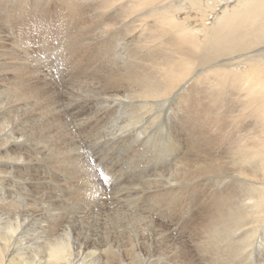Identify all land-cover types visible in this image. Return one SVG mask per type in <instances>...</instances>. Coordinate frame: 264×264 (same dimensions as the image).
<instances>
[{
	"label": "bare ground",
	"instance_id": "bare-ground-1",
	"mask_svg": "<svg viewBox=\"0 0 264 264\" xmlns=\"http://www.w3.org/2000/svg\"><path fill=\"white\" fill-rule=\"evenodd\" d=\"M39 1L0 0V18L8 23L22 21L20 14L60 20L57 24L46 26L47 31L44 26H40L46 31V36L40 42L44 51L36 44V47H32L30 38L26 42L22 40L25 43L21 42L24 35L16 41L10 37L3 38L11 47H20L23 43L28 61L36 65V69L14 64L0 70V195L5 192L4 197L8 196L7 177L13 176L11 179L24 184L21 192L26 201L30 200L22 209L16 204L18 200H5L0 196L3 201L0 200V264H141L140 261L135 263V260L138 262L137 259L141 257L142 260L143 257L142 253L140 255L137 252L141 244L139 240L144 238L147 241L146 233L152 231L155 225L165 230L170 223L161 216L166 215H174L178 223L182 224L181 237L186 242L188 239V244H194L193 248L199 251L204 261L210 264H264V0H238L237 3H231L234 0H189L192 4L189 7L185 5L188 0ZM54 7L58 12L57 17L50 15L54 14ZM142 8L147 9L140 12ZM62 32L70 33L72 38L69 40L60 36ZM158 37L164 38L162 44L154 43ZM31 38L35 36L31 35ZM92 38L108 41L97 62H102L106 53H111L112 57L120 56L125 44L128 54L136 60L135 65L117 76L77 80V84L65 89L67 85L64 79L66 75H72L74 67L67 64L64 67L56 61L72 51L70 55L78 65L76 70L82 71L83 56L90 52ZM13 49L17 50L16 47ZM50 52L55 63L53 67H46L52 59L48 56ZM43 66L46 68L43 69ZM53 74L59 80H55ZM47 86H51V91ZM78 98H99L108 103V108L116 103H124L128 107H122L123 113L133 108V112L125 116L132 122L125 127L135 126L144 119L153 120L155 115L166 110L172 111L174 105L176 114L170 118L178 129L177 120L187 125L190 117L199 111L206 114V118L202 116L204 119L200 122L201 132L223 138L219 141L209 140L202 147L185 142L186 151L175 163L174 169L162 171L157 178L156 175L140 177L138 173L133 174L139 163L146 162L143 158L145 150L139 144L130 139H124L122 143L113 142L108 152L119 151L117 159L122 157L125 161L118 159L122 163H116L111 168H105L100 163L98 169L104 176L101 177L105 178L104 181L101 179L102 185L91 164L94 158L100 156L99 151L104 152L106 149H96L94 156H86L85 153L73 155L74 149L80 151L78 142L74 136L67 137L71 131L67 130L62 117H57L58 102H73L78 101ZM56 121L61 124L60 127ZM169 123V120L158 123L166 134L170 130L166 128ZM119 132V135H124L121 134L124 132L122 128ZM123 138L119 136L117 139ZM224 141H227L228 146H223ZM22 144H32L35 147L32 148L39 151L37 154L42 155L43 159L38 163L62 167L64 172L70 173L69 179L78 177L75 179H79L80 194L85 191L86 196L95 198L93 202L97 203L98 210L103 211L102 206L106 205L117 221L125 219L139 226L136 232L142 231L139 240H132V244L129 239L126 245L110 240V245L101 246L104 249L96 245L90 247L85 242L83 244L79 239L83 206L75 208L82 212L69 213L67 207L72 210L70 205L74 202L68 205L71 199L63 201L58 197L54 178L48 177V182L53 183L50 187L53 193L41 192L46 185L41 179L43 186L37 184L39 181L32 182L39 177L28 179V184L31 168L25 167L21 172L19 166L26 161L35 163L34 159L20 154L18 149L27 148ZM157 149L148 152L150 159L160 154L162 149ZM123 150L129 152L128 159V152ZM191 161L198 165L196 171H191ZM124 165L127 172L125 179L120 181ZM111 183L116 185L115 189H103ZM114 195L115 202L110 203L109 198ZM105 196H109L108 200ZM80 198L78 196L75 199ZM73 207L76 206L73 204ZM170 222L173 224L175 218L172 217ZM171 229L170 232L166 231L167 236L160 233L162 240H158V244L161 247L153 251L162 259L160 263L202 264L195 255L196 249L185 250V244L176 240V232L177 235L180 233L174 227ZM78 244L81 246L77 252ZM109 254L118 259L112 262ZM120 254L125 257L120 258ZM156 262L155 259L147 261L149 264Z\"/></svg>",
	"mask_w": 264,
	"mask_h": 264
},
{
	"label": "rangeland",
	"instance_id": "rangeland-1",
	"mask_svg": "<svg viewBox=\"0 0 264 264\" xmlns=\"http://www.w3.org/2000/svg\"><path fill=\"white\" fill-rule=\"evenodd\" d=\"M34 2V0H33ZM76 2L75 0H72V3ZM214 2V1H213ZM237 3L238 0H234V1H231V3ZM38 3H47V0H40ZM61 5V4H60ZM60 5H58V7H60ZM186 6H191V1H187L185 3ZM37 7V6H36ZM147 8H142L140 12L142 11H145ZM54 10V14H50L51 17H57V10L56 8L54 7L53 8ZM65 12V11H64ZM21 19H23L22 21H18V22H13L12 24L11 23H8L5 19L3 18H0L1 21H0V70H3V69H8L9 67H12L14 64H20L24 67H27L31 70H35L36 69V65L34 64H31L29 63L28 61V58H27V55H26V49L25 47L23 46V43L26 42L27 39H29L30 41V44L32 45V47H39L41 48L43 51L44 49L42 48V44L40 43L44 36H46L45 32L47 31V28L46 26H48L49 24H57L60 20H56L54 18H47V20H45V17L43 18V16H40V18H37L36 17H33L29 14H20L19 15ZM24 16V18L22 17ZM79 17H81V20L83 21V17L81 14L78 15ZM42 18V19H41ZM25 19V20H24ZM39 19V20H38ZM4 20V21H3ZM45 20V21H44ZM32 21V22H31ZM81 21V22H82ZM43 22H46V24L44 25ZM55 22V23H54ZM17 25H16V24ZM20 23V24H19ZM25 23V25H24ZM29 24V25H26ZM35 28H31L32 26H34L35 24ZM5 24V25H4ZM40 24V25H39ZM43 24V25H42ZM8 25V27L6 26ZM11 25V26H10ZM14 25V26H13ZM24 26V27H22ZM27 26V28H26ZM31 26V27H30ZM40 26H44V29H46V31H44L43 28H41ZM10 27V28H9ZM20 27V28H19ZM29 27V28H28ZM40 27V28H39ZM25 28V29H24ZM31 28V29H30ZM15 29V31H14ZM20 29V30H19ZM29 31H28V30ZM33 29V30H32ZM36 29V31H34ZM39 29V31H38ZM42 29V30H41ZM19 30V31H17ZM23 30V31H22ZM12 32V34H10ZM19 32V34H18ZM20 32L22 34H20ZM36 32V33H35ZM38 32H41L40 34ZM7 33H8V36H7ZM25 33V34H24ZM32 33V34H31ZM44 33V34H43ZM65 33V34H64ZM67 33V34H66ZM37 34L39 37H37ZM24 35V36H22ZM26 35V36H25ZM29 35V37H28ZM31 35H34L35 38L32 39L31 38ZM41 35H43L41 37ZM69 35V36H68ZM5 36V37H4ZM7 36V37H6ZM19 36H22L21 37V43L20 44V47L18 46H14L17 48V50H14L13 48L14 47H11L10 44H8L7 42L3 41L4 39L3 38H8L10 37L13 41H16V39L19 37ZM60 36H65L67 39L70 40V38H72L70 36V33L68 32H62V34L60 33ZM59 36V37H60ZM174 37V36H172ZM40 40H38V39ZM42 39V40H41ZM23 40V41H22ZM34 40H36L34 42ZM39 42H38V41ZM60 40V39H58ZM98 40V41H97ZM164 40V38L162 37H158L156 39V41L154 42L155 44L159 45V44H162V41ZM32 41V42H31ZM92 41V45L90 47V52L88 54H85L86 56H83L84 60H83V70L82 71H79V70H76L78 69V65L77 63L72 59L70 53L72 51L69 52V54H64L62 55L59 60L56 61V63H60L61 65H63L65 67V65H72L73 70H72V75H66V78L64 79L67 87L65 89H70L71 87H73L75 84H77L75 81L77 80H83V81H87V80H99V78H106V77H113V76H117V75H120V74H123L124 71L127 70V68L129 66H131L130 68H132L135 63H136V60L133 59L132 55L128 54V52L126 51V47H125V44H124V50H121L120 54L122 55H117V56H114L112 57L111 53H106L105 55H103V59H102V62H97L98 61V58L99 56L104 52V48H106L107 46V43L108 41L106 42H102V39L99 38V39H94L92 38L91 39ZM96 42V43H95ZM36 44V45H35ZM31 47V48H32ZM71 47V46H70ZM96 48V49H95ZM100 52V53H99ZM123 53V54H122ZM39 54H43V53H39ZM50 55H48L50 58H52L50 60L49 58V63L51 64H48L46 67H53L54 66V63H55V58L53 56V53H49ZM90 54V55H89ZM94 54V55H93ZM45 55V54H43ZM108 55V56H107ZM124 55V56H123ZM127 55V56H126ZM126 56V57H125ZM131 56V57H130ZM87 57V58H85ZM90 59H89V58ZM98 57V58H97ZM10 58H12V60H9ZM69 58V60H68ZM63 59V60H62ZM65 59V60H64ZM72 59V60H71ZM88 59V60H87ZM95 59V60H94ZM54 60V61H52ZM106 60V61H105ZM125 60V61H124ZM97 62V63H96ZM69 63V64H68ZM74 63V64H73ZM92 63L95 66L92 65ZM105 63V64H104ZM8 64V65H6ZM100 65V66H99ZM105 65V66H104ZM77 68H76V67ZM91 66V67H89ZM43 66V69L46 68ZM94 67V68H92ZM101 69H100V68ZM105 67V69H104ZM107 67V68H106ZM98 68V69H97ZM103 68V70H102ZM129 68V69H130ZM92 71H91V70ZM96 69V70H95ZM107 69V71H105ZM128 69V70H129ZM74 70H76V74H73L75 73ZM100 70V71H99ZM103 71V72H102ZM98 72V73H97ZM110 72V73H109ZM116 72V73H115ZM82 73V74H81ZM57 74V73H56ZM56 74H53V78L56 80L58 79V76ZM108 74V75H107ZM88 75V76H87ZM97 75V76H96ZM75 76H77L78 78H76ZM85 76V77H84ZM91 76V78H90ZM94 77V78H93ZM71 78V79H70ZM85 78V79H84ZM76 79V80H75ZM59 80V79H58ZM67 80V82H66ZM71 80V81H70ZM69 81V82H68ZM73 81V82H72ZM70 84V85H69ZM72 84V85H71ZM47 88L51 91V86H47ZM64 89V90H65ZM64 90L62 91L61 93V96H63L64 94ZM80 92L78 91V94ZM5 95V94H4ZM2 95V96H4ZM6 97V96H4ZM64 98H65V95H64ZM79 100L78 101H74L73 102H67L64 100V103H59L57 104L56 107L57 108V114L58 116L57 117H62L63 121L66 126H67V130L70 132V134H68L67 137H70L72 138L73 136L75 137V141L78 142V145L80 147V151H77V149H74L73 150V155L74 154H84L86 156H89L90 154L94 156V152H97L96 149L100 150V149H103L105 150L104 152H101L99 151L98 154H100V156L98 157V159L94 158V163L91 164V166L94 168V171L97 173L98 175V178L99 180L101 181L102 185H103V181L105 178H102L101 176H103L102 172L98 169V166L100 165V163L102 162L104 165H105V168L107 166V168H111L112 166H115L117 165L116 163H122L121 161H119L118 159H123L125 161L124 158L122 157H119L117 159V153L119 151H110L108 152V149L111 147L110 145L113 144V142H119V143H122L124 142L126 139H130L132 141H135L137 144H139L143 150V158L146 159V162L143 163H139L134 171H133V174L134 173H138V175L140 177L142 176H145V175H150V176H155L156 175V178L157 177H160V174L162 173V171L164 170H173L174 169V166H175V163H177L178 159L184 155L185 153V142H189V145L190 143H194L195 146H204L205 144L208 143L209 140H213V141H219L223 138V136H219V137H216V136H210V135H204L201 130H200V122L206 118V114L204 115V113L202 112H199L197 111V113L195 112L191 117H190V120L188 122V124H184L182 122H180L179 120H177L179 122V127L178 129H176V126L174 125L173 123V120H172V117L170 118V116H174L176 114V112L174 111V105H173V110L172 111H165V112H162V114H158L155 115L153 117V120L151 119H148V120H142L139 124L137 125H133V126H128V127H125L127 126L129 123H131L132 121L125 117L129 114H131L133 112V108H132V111L130 112H126V113H123L122 112V107L123 106H126L128 107V105L124 104V103H116V104H113L112 106H110L108 108V103L103 101L102 99H99V98H85V99H80L78 98ZM92 99V100H91ZM86 102V103H84ZM90 102V103H88ZM101 102V103H100ZM89 106H88V105ZM101 104V105H100ZM95 105V106H94ZM119 105V106H118ZM85 106V107H83ZM60 108V109H59ZM87 109V110H86ZM110 109V110H109ZM112 109V110H111ZM85 110V111H84ZM91 110V111H90ZM98 111V112H97ZM114 112V113H113ZM116 112V113H115ZM167 112V113H166ZM202 113V114H200ZM92 114V115H91ZM99 114V115H98ZM164 114V115H163ZM196 114H198L196 116ZM85 115V116H84ZM163 115V116H162ZM167 115V116H166ZM105 116V117H104ZM162 116V117H161ZM204 116V118L202 117ZM89 117V118H88ZM95 117V118H94ZM155 117L157 119H155ZM161 117V118H160ZM198 117V118H197ZM83 118V120H82ZM88 118V119H87ZM97 119V120H96ZM116 120V122H115ZM158 120V122H157ZM163 120H169L170 121V125L168 124L166 126L167 129H170L169 130V133H164V128H162L160 125H158V123L160 121H163ZM76 121V122H75ZM96 121V122H95ZM106 121V122H105ZM191 121V122H190ZM195 121V122H194ZM57 122V121H56ZM84 122V123H83ZM98 122V123H97ZM156 122V124H155ZM89 123V124H88ZM96 125H95V124ZM106 123V125L104 124ZM116 123V124H115ZM122 123V124H121ZM150 123V124H149ZM155 124L154 127H150L151 124ZM197 123V125H196ZM83 124V126L81 125ZM92 124V125H91ZM113 124V125H112ZM124 124V126H123ZM57 125L58 127L61 126L60 123L57 122ZM76 125V126H74ZM89 125V126H88ZM101 125V126H100ZM104 125V126H103ZM120 127H119V126ZM143 125V127L141 126ZM147 125V126H145ZM79 126H81V128H79ZM114 126V127H113ZM192 126V127H191ZM71 127V128H70ZM78 127V128H77ZM85 127V128H84ZM87 127V128H86ZM92 128L91 130L88 129V128ZM100 127V128H99ZM136 127V128H135ZM141 127V128H140ZM146 127V128H145ZM148 127V128H147ZM193 128V129H190ZM197 127V128H196ZM74 128L76 130H74ZM95 128V129H94ZM120 129L122 128V130L124 132H122L121 134H124V135H119V131H117V129ZM145 128V129H144ZM195 128V129H194ZM73 129V130H72ZM102 129V130H101ZM116 129V130H115ZM139 131H138V130ZM141 129V130H140ZM147 129V130H146ZM149 129V130H148ZM190 129V130H189ZM62 130V129H61ZM80 130V131H79ZM85 130V131H84ZM97 130V131H96ZM100 130V131H99ZM127 130V131H126ZM146 132H145V131ZM156 130V131H155ZM195 132H194V131ZM63 131V130H62ZM75 131V132H74ZM104 131V132H103ZM109 131V132H108ZM129 131V132H128ZM144 131V132H143ZM149 131V132H148ZM193 131V132H192ZM232 131V130H231ZM79 132V134H78ZM101 135H100V133ZM135 133L136 135L132 134ZM158 132V133H157ZM82 133V134H81ZM84 133V134H83ZM89 133V134H88ZM106 133V134H105ZM127 133V135L125 134ZM150 133V134H149ZM162 133V134H161ZM188 133V134H187ZM202 133V134H200ZM232 134H235L234 131L231 132ZM78 134V135H77ZM93 134V135H91ZM109 134V135H108ZM146 134V135H145ZM164 134V135H163ZM192 134V135H191ZM80 135V136H79ZM131 135V136H130ZM142 135V136H141ZM169 135V136H168ZM171 135V136H170ZM182 135V136H181ZM191 135V136H190ZM236 135V134H235ZM79 136V138L77 137ZM89 138H88V137ZM96 136V137H94ZM119 136H123L124 138L123 139H117ZM154 136V138H153ZM82 137V138H81ZM99 137V138H98ZM113 137V138H112ZM142 137V138H141ZM199 137V138H198ZM207 137V139H206ZM81 138V139H80ZM85 140H84V139ZM141 138V139H140ZM170 138V139H169ZM188 138V139H187ZM204 138V139H203ZM209 138V139H208ZM218 138V139H217ZM116 139V140H115ZM125 139V140H124ZM147 139V140H145ZM192 139V140H191ZM199 139V140H198ZM84 140V141H83ZM87 140V142H85ZM108 142H107V141ZM119 140V141H118ZM141 140V141H140ZM152 142H150V141ZM155 140V141H153ZM160 140V141H159ZM175 140V142H174ZM204 140V142H202ZM83 141V142H82ZM121 141V142H120ZM145 141V142H144ZM149 141V142H148ZM158 141V142H157ZM180 141V142H179ZM183 141V142H182ZM85 142V143H84ZM140 142V143H139ZM148 142V143H147ZM206 142V143H205ZM236 142V141H234ZM105 143V144H104ZM142 143V144H141ZM147 143V144H146ZM150 143V144H149ZM152 143V144H151ZM164 143V144H163ZM169 143V144H168ZM227 144V141L223 143V146H228ZM98 144H99V147H98ZM162 144V145H161ZM22 145H25V144H22ZM86 145V146H85ZM145 145V147H144ZM148 147H147V146ZM27 146L26 150H20L18 149V151L20 152V154H22L23 156H28L32 159H34V163L35 164H39V165H35L31 162H28L26 161L27 163H24L23 165H20L19 167L22 168V169H19L21 172L23 171V168H31L30 170V173H29V176L27 178V180H31L34 176H36V178L39 177L38 180H34L32 182H35V181H39L37 182V184L42 185V181L45 182L46 185H44V190H41V192H52L50 187H52L53 183H49L48 182V177L49 178H54L56 181V183L58 184H55L54 185V188H55V192L56 194L58 195V197L62 198L63 201H67L68 199L66 198H69L71 199V201L69 202L68 205H70V203H73L74 206L76 207H73V204H71V209L69 207H67L69 209V213H72L73 211L75 212H82L78 209H75L77 207H81L83 206V222L81 225V232H80V237L79 239L83 241V244L85 242V244H87L88 246H95V247H99L101 248L102 245H110L111 241L114 240L116 242H120V243H126L128 242L129 239H131V242L133 244V242L137 239L139 240L138 238L140 237V235L142 234V231L139 232L138 234H136L137 231H139V226H135L133 222H128L127 220L125 219H118L119 221L116 220V218L114 217V214L110 213L111 211H109V209H106V205L102 206V209H99L98 210V207L96 206L97 203L96 202H93L94 199L86 196V192L83 191L84 193L80 194V182L78 181L79 179H75V178H78L76 176H73L71 179H69L70 177V173H67V172H64L62 167H58L56 165L53 164V166H46L44 164H40L38 162H41V160L43 159V156L40 155V154H37L39 151L36 152L35 149H33L32 147H34L32 144H28V145H25ZM85 146V147H84ZM151 147V148H150ZM164 147V148H163ZM168 147V149H167ZM35 148V147H34ZM85 148V149H84ZM89 148V149H88ZM93 148V150H91ZM128 149L130 147H127ZM159 148V149H157ZM173 148V149H172ZM31 149V150H30ZM161 150L160 154L152 157L150 159V155H147L148 152L150 150ZM171 149V150H170ZM147 150V152H146ZM125 151L126 153L128 152L127 150H123ZM183 151V152H182ZM108 152V153H107ZM176 152V153H175ZM36 153V154H35ZM112 153V154H111ZM110 154V155H109ZM112 155V156H111ZM14 155H11V157H13ZM110 156V157H109ZM115 156V157H114ZM164 158H163V157ZM96 157V156H95ZM109 157V158H108ZM149 157V158H148ZM42 158V159H41ZM103 158V160H102ZM129 158V152L127 153V159ZM100 159V160H99ZM104 159H107V160H104ZM115 159V160H114ZM162 159V160H161ZM164 159V160H163ZM168 159V160H167ZM170 159V160H169ZM177 159V160H176ZM5 160V159H4ZM160 160V161H159ZM150 161V162H149ZM157 161V162H156ZM24 162V160L22 161V163ZM160 162V163H159ZM163 162V163H162ZM192 162V165H191V171H196L197 170V167L198 165L191 161ZM165 163V164H164ZM168 163V164H167ZM6 164V163H4ZM34 166H33V165ZM113 164V165H112ZM156 164V165H155ZM173 164V165H172ZM159 165L157 168L154 167V166H157ZM41 166V167H40ZM57 168H56V167ZM170 166V167H169ZM47 167V168H46ZM52 167V168H51ZM124 167V172L122 171L120 173V181H122V179H125V173L127 172V170L125 169L126 168V165L123 166ZM32 168H35V169H32ZM144 168V169H143ZM96 169V170H95ZM152 169V170H151ZM163 169V170H162ZM38 172H37V171ZM60 170V171H59ZM98 170V171H97ZM143 170V171H142ZM51 171V172H50ZM58 171V172H57ZM141 171V172H140ZM158 171L160 173H158ZM61 172V173H60ZM154 174H153V173ZM157 172V173H156ZM38 173V174H37ZM149 173V174H148ZM156 173V174H155ZM55 174V175H54ZM59 174V175H58ZM64 176H63V175ZM100 174V175H99ZM152 174V175H151ZM49 175V176H48ZM136 175V174H134ZM47 177V179H46ZM60 177V178H59ZM104 177V176H103ZM13 178V176L11 177ZM9 177H7V179H9L8 181V184H9V190L7 191L8 192V196H5L4 197V193L3 192L0 196L2 197V199H10L12 201H19L18 203L16 204H19V208H24L25 206V203H27L28 201H26V198H24L23 196V193L21 192V189L23 188L24 184L21 183L19 184L20 182L16 181L15 179H11ZM57 178V179H56ZM64 178V179H63ZM42 181H41V180ZM44 179V180H43ZM63 179V180H62ZM68 179V180H67ZM103 181H102V180ZM206 179V178H205ZM14 180V181H13ZM28 180V184H30V181ZM41 181V182H40ZM67 181V182H66ZM31 182V185H33V183ZM13 183V184H12ZM19 184V185H18ZM112 184V185H111ZM110 186H105L103 189L105 188H113L115 189L116 188V185L114 183H111ZM61 185V186H59ZM102 185H99V187H103ZM113 186V187H112ZM49 187V188H48ZM58 187V188H57ZM83 188H84V184H83ZM198 188V187H197ZM18 189V190H17ZM50 189V190H49ZM47 190V191H46ZM106 190V189H105ZM11 191V192H10ZM78 191V192H77ZM13 192V193H12ZM60 194H59V193ZM75 194V195H74ZM11 195V196H10ZM60 195V196H59ZM71 195V197H70ZM75 196V197H72V196ZM80 196L82 200L80 199H75L76 197ZM85 195V197H84ZM116 195V194H115ZM114 195L113 199L112 197H110L109 201H111L110 203H114L115 202V199L116 196ZM47 196H51L50 194H47ZM0 197V198H1ZM4 197V198H3ZM106 197V196H105ZM109 197V196H107ZM106 197V198H107ZM2 199H0L2 201ZM73 199V200H72ZM98 199V198H97ZM87 202H86V201ZM108 200V198H107ZM58 200H56L55 202H57ZM73 201V202H72ZM81 201V202H80ZM89 201H90V204H89ZM114 201V202H113ZM3 202V201H2ZM53 202V201H52ZM78 202V203H77ZM76 203V204H75ZM80 203V204H79ZM109 203V204H110ZM85 204V205H84ZM79 205V206H78ZM88 205V206H87ZM23 206V207H21ZM86 208H85V207ZM26 207H28V205L26 204ZM91 207V209H90ZM88 208H89V211H88ZM142 208V207H141ZM104 209L105 212H104ZM95 212H94V211ZM97 211V212H96ZM102 211V212H101ZM87 212V213H85ZM99 212V213H98ZM100 212H101V216H100ZM92 213V214H91ZM94 213V214H93ZM64 214L66 215V211L64 212ZM106 214V215H105ZM110 214V215H109ZM68 216V215H67ZM105 216V217H104ZM111 216V217H110ZM90 217H91V220H90ZM93 217H95L93 219ZM162 218H166V220L170 223L168 225V227L164 230L163 228L159 227L158 225H155V228L152 229V231L150 232L149 230V233L147 232L146 233V240H139L141 244L138 245L137 247V252H140V255L142 253V260H141V257L138 260V262H136L135 260V263H139V261L141 262V264H149L147 263V261L151 260V259H155L157 260L156 263H153V264H161L160 262L162 261V259H159V257L153 252L154 249L156 248H160L161 246H159L158 244V240H162V237L160 236L161 234H164L165 236H167V232H170L172 231V227L176 228V231L178 230V233H180L179 235H177V232H176V240H179L180 243H183L185 244L183 246V248L185 250H189V249H196V248H193L194 244L193 243H189L188 244V239H187V242L186 240L181 237V227L182 224L181 223H178L176 217L174 215H170V216H161ZM174 217L175 218V222H173V224H171L170 220L171 218ZM87 218V219H86ZM107 218V219H106ZM169 218V219H168ZM103 219V221H102ZM105 219V220H104ZM117 222H116V221ZM165 220V221H166ZM93 222V223H92ZM97 222V223H95ZM99 222V223H98ZM108 222V223H107ZM147 223V222H146ZM144 223V224H146ZM95 224V225H94ZM99 224V225H98ZM125 224V225H124ZM104 225V226H103ZM107 225V226H106ZM112 225H113V228H112ZM121 226V227H120ZM128 226V227H127ZM90 229H89V228ZM110 227V228H109ZM134 227V228H133ZM158 227V228H157ZM96 230H95V229ZM120 228V229H119ZM122 228V229H121ZM147 228V227H146ZM170 228V229H168ZM88 229V230H87ZM108 229V230H107ZM112 229V230H111ZM114 229V230H113ZM127 229V230H126ZM148 229V228H147ZM92 230V231H91ZM156 230V232L154 231ZM89 231V232H88ZM96 231V232H95ZM100 231V232H99ZM106 231V232H105ZM111 231V232H110ZM159 231V233H158ZM85 232V233H83ZM95 232V233H94ZM98 232V233H97ZM105 232V233H104ZM109 232V233H108ZM153 232V233H152ZM72 233V232H71ZM111 233V234H110ZM151 233V234H150ZM161 233V234H160ZM172 233V232H171ZM84 234V235H82ZM90 234V236H89ZM103 234V235H102ZM105 234V235H104ZM124 234V235H123ZM144 234V233H143ZM159 234V236H158ZM114 235V236H113ZM148 235H152L151 237H149ZM157 235V236H156ZM122 236V237H121ZM128 236V238H127ZM179 236V237H178ZM158 237V238H157ZM175 237V236H174ZM86 238V239H85ZM111 238V239H110ZM121 238V239H119ZM127 238V239H126ZM151 238V239H150ZM123 239V240H122ZM157 239V240H156ZM260 236H259V240H260ZM87 240V241H86ZM102 240V242H100ZM111 240V241H110ZM134 240V241H132ZM153 240V241H152ZM97 241V242H96ZM123 241V242H122ZM151 241V242H150ZM185 242V243H184ZM93 243V244H92ZM99 243V244H98ZM199 244V242H197ZM143 244V245H142ZM126 245V244H125ZM81 245L78 244L77 247H78V250L77 252L79 251V247ZM188 247V249H187ZM108 248V247H105V249ZM101 249H104V247H102ZM84 250V249H83ZM92 250V249H91ZM117 252L119 251V249H115ZM82 251V250H81ZM85 251V250H84ZM197 253L195 252V255L198 256L197 259L199 262H201L202 264L204 262H207V263H204V264H210L209 261H204V258L202 255L198 254L199 251L196 249ZM86 252V251H85ZM122 254V253H121ZM120 254V258L121 257H125L124 255H121ZM111 255V258H112V262L114 260H117L118 257H115V259L113 258L114 256L112 254H109ZM202 256V257H200ZM82 258V256H81ZM80 258V259H81ZM135 259V258H134ZM200 259V260H199ZM82 260V259H81ZM122 261V260H121ZM143 261H145L143 263ZM81 262V261H80ZM128 264H133V262H129Z\"/></svg>",
	"mask_w": 264,
	"mask_h": 264
}]
</instances>
